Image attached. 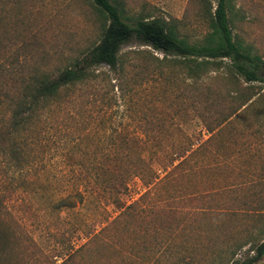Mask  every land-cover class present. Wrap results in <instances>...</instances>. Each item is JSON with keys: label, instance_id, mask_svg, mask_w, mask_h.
Returning a JSON list of instances; mask_svg holds the SVG:
<instances>
[{"label": "rangeland", "instance_id": "obj_1", "mask_svg": "<svg viewBox=\"0 0 264 264\" xmlns=\"http://www.w3.org/2000/svg\"><path fill=\"white\" fill-rule=\"evenodd\" d=\"M113 2L196 44L217 5ZM229 16L264 59V0H231ZM105 20L93 0H0V264H239L264 237V81L231 59L193 75L133 39L122 70L98 67L1 136L21 88L96 44Z\"/></svg>", "mask_w": 264, "mask_h": 264}, {"label": "trees", "instance_id": "obj_2", "mask_svg": "<svg viewBox=\"0 0 264 264\" xmlns=\"http://www.w3.org/2000/svg\"><path fill=\"white\" fill-rule=\"evenodd\" d=\"M97 9L105 17L100 40L77 56L56 74L35 75L20 90L18 101H12L14 108L9 128L1 133L3 138H11L26 127L34 118L43 115L49 107L63 98L64 90L78 84H87L96 78V70L107 65L112 71L122 70L125 64L122 48L136 39L144 45L177 56L189 63L190 73L200 71L214 64V59L232 60L234 71L247 82L264 81V59L252 54L248 48L235 39L230 24L231 0H216L212 17V32L204 44L190 43L179 35L176 28L160 18H138L134 23L127 21L113 0H93ZM3 100L0 98V107ZM254 255H249L239 264H257L264 258V237L260 244L253 246Z\"/></svg>", "mask_w": 264, "mask_h": 264}]
</instances>
